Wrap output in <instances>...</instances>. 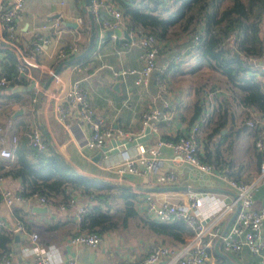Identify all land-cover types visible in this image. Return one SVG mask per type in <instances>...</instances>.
<instances>
[{"label":"crops","instance_id":"1","mask_svg":"<svg viewBox=\"0 0 264 264\" xmlns=\"http://www.w3.org/2000/svg\"><path fill=\"white\" fill-rule=\"evenodd\" d=\"M84 6L87 5L83 0H24L22 11L15 19L16 40L23 43L30 40L35 33L50 34V28L48 26L42 28L41 25L48 24L50 18L53 17H59L65 28L63 39L67 40L75 30L73 29L75 27L74 18L78 15L83 20L79 27V43H81L87 35L86 28L89 30L87 11ZM101 34L98 32L94 45L76 69H73V64L61 65L54 75L51 74L58 64L48 53L53 48L51 44L55 43L52 41L48 44L42 52L36 55L38 66L30 68L29 75L24 77L29 79V82L32 80L36 83V86L32 83L31 92L22 93L19 101L9 98L2 102L3 98L0 97V122L5 119V123L8 119L11 122L10 131L17 132L18 138L22 135L26 136L27 127L37 125L47 145L46 151L51 149L57 152L66 163L83 176L114 184L122 183L123 187L136 193L148 192L157 199L166 197L175 200L179 192L192 188L216 192L225 201L231 200L234 191L228 186L224 177L236 176L248 181L255 176L257 171L258 153L253 148V136L248 129L241 132L234 141L231 155H229L233 165L224 164L216 167L211 165L210 172L200 171L186 161L173 158L169 147L160 148L163 158L160 170H171L175 174L174 181L161 183L152 173H128L118 176L113 170L105 168L101 163L100 155L96 156L98 152L96 149L88 148L82 143V134L88 133L85 126H79L70 121V125L65 127L63 123L55 119L52 110L54 105L52 95L78 80L87 89L90 105L95 116L101 120L103 127L113 131L120 128L134 132L138 128L141 110L148 105L157 92L155 76L161 74L159 69L163 66H166L162 76L168 92L165 93V98L169 104L174 105L173 119L169 123H151L145 135L135 138L136 142L144 146L152 143L156 137L173 138L185 134L191 123L195 122L202 113H205V119L212 106L215 105L216 96L212 93L208 94V91L212 84L224 87L221 74L206 64L200 63L192 55L193 50H189L182 59L171 62L172 55L188 45L187 37L175 40L172 46H165V49L157 54L156 67L146 83L135 84L136 73L128 72V70L141 67V48L136 43H130L127 46L121 44V39L127 37L126 31L124 35L121 30L117 38L109 34ZM261 34L264 36V27ZM233 36L234 33L231 34V38ZM2 54L0 50V57ZM119 70H125V72L114 74L113 71ZM50 76L51 79L37 102V94L44 81ZM22 87L25 86L15 84L12 90H29ZM222 87V92L219 93L228 96L229 92L226 93ZM32 96H35L33 102L31 101ZM154 99L155 103L160 105L158 98L154 97ZM236 110L240 113L244 111V108L240 105ZM233 123L232 127L235 128L238 120H234ZM42 129L47 137L42 133ZM200 129L195 133L194 139L198 154L203 155L207 150L211 152L215 139L211 138L207 143L199 140L197 143L196 136H201ZM224 131L225 129H221V132ZM125 138V136L110 137L106 140V145L115 146ZM221 155L226 156L223 150ZM4 187L15 190L19 188V182L17 179L1 177L0 188ZM76 198L82 200L78 195ZM37 205L45 207V210L33 211V207ZM253 205L255 207L264 205V179L259 182L253 193ZM233 210L221 217L222 228ZM0 218L4 221L0 227L11 231V241L7 249L11 251L9 264H32L30 257L24 252L29 241L28 233L31 231L37 233L38 243L54 247L52 255L54 264H61L69 258H74L80 264H121L125 260L140 259L153 244H167L178 248L189 239V236L184 237L182 242H178L165 236L162 242L160 236L148 231L145 235L148 236L147 242L142 238L129 240L117 228L102 232L100 242L93 247L69 243L68 236L81 230L74 219V206L67 204L63 209H59L57 203L42 204L36 196L24 197L23 200L13 199L9 206L0 204ZM129 221L131 219L126 225H129ZM17 224L18 228H16ZM260 232L264 235V218ZM213 243L210 258L205 264H215ZM218 248L221 252L224 251L219 244ZM225 252L223 253L233 264H259L258 256L250 253L246 247H241L238 251ZM148 264L176 263L163 257Z\"/></svg>","mask_w":264,"mask_h":264},{"label":"built area","instance_id":"2","mask_svg":"<svg viewBox=\"0 0 264 264\" xmlns=\"http://www.w3.org/2000/svg\"><path fill=\"white\" fill-rule=\"evenodd\" d=\"M24 0H0V41L5 48L10 50L15 58V69L12 75L13 80L18 81L21 77L29 75L32 67L38 66L36 55L52 41V50L48 53L53 59H66L73 57L79 50V27L83 20L81 16L74 18L75 27L71 36L65 40L63 28L59 17L50 18L48 26L50 34L35 33L33 37L23 43L15 40V19L20 15ZM61 3V1H60ZM86 11L92 13L93 20L98 24V32L101 34L106 30L119 29L126 31L127 37L121 39V44L127 46L136 43L141 48L142 65L139 69H130L128 72H135V84L146 83L149 75L156 67L157 54L165 49V46H172L175 40L156 39L148 32H138L134 29H125L126 16L113 4L111 0H89V4L84 6ZM78 26V28H77ZM77 28V29H76ZM79 31V32H78ZM6 33V36L3 35ZM115 37L111 31L109 33ZM117 38V36H116ZM197 35L194 34L192 40L186 47L172 55V61L182 59L195 44ZM251 67L257 70V77L264 83V60L261 57H251L242 55ZM78 64H73L76 69ZM166 66L159 69L160 75L155 76L157 92L144 107L139 115L138 128L136 131H127L120 128L115 131L105 128L101 120L95 116L90 105L87 89L79 83L73 81L69 87L61 89L52 95L53 113L55 119L63 123L65 127L72 123L83 125L88 133L82 134V143L99 152L101 163L107 169L113 170L118 176L123 174H155L156 180L172 182L175 174L171 170H160L162 167V157L160 148L169 147L172 150L173 158L186 161L194 165L200 171H211L208 163L202 162L197 156V146L195 143V133L201 128L204 114L191 123L185 134L168 138L156 137L147 145H141L135 138L145 135L146 129L151 123H169L174 116V105L169 104L165 98L167 89L162 73ZM52 71H50L51 73ZM114 74L124 73L125 70L113 71ZM261 73V74H260ZM11 77L0 73V86L8 87ZM36 86V83H33ZM210 93H218L221 86L210 85ZM154 97L160 101V105L155 103ZM35 96L31 97V101ZM246 124L253 129L252 145L258 153L257 171L255 176L248 180H239L231 177L225 178L228 186L233 189L234 196L231 200L225 201L223 197L209 190L185 189L179 192L175 200L166 197L157 199L148 192L138 193L136 208L148 219L159 223L181 222L192 234L180 247L175 248L167 244H153L149 246L145 255L136 260H125L121 264H148L159 258L166 257L176 264H205L211 255L213 240L219 239L218 244L224 251H238L241 247H246L248 251L258 256L259 264H264V235L260 232L262 219L264 218V205L255 207L253 205V193L257 189L260 181L264 179V118H249ZM11 122L7 119L0 125V159L11 158L13 149L17 141V132L12 133ZM27 145L37 152H44L47 145L44 142L37 125L27 127L25 131ZM125 136L124 141H120L115 146H107L106 140L110 137ZM1 179V178H0ZM36 199L47 204L51 200L43 195L33 194ZM71 195L66 201L57 204L59 209L65 205L74 206V219L77 223L81 215L86 211L88 201H81ZM24 197L10 188H0V204L9 206L13 199L23 200ZM237 206L235 214L226 229L222 232L221 217L233 210ZM4 221L0 218V226ZM19 225H16L18 228ZM206 237V239H204ZM28 244L24 252L30 257L32 264H54L52 261V245L44 246L38 243V235L35 231L28 233ZM68 242L73 244H83L95 246L101 240V235L94 231H77L68 236ZM11 251L0 252V264H9ZM61 264H80L74 258L66 259Z\"/></svg>","mask_w":264,"mask_h":264},{"label":"trees","instance_id":"3","mask_svg":"<svg viewBox=\"0 0 264 264\" xmlns=\"http://www.w3.org/2000/svg\"><path fill=\"white\" fill-rule=\"evenodd\" d=\"M111 1L126 16V30L148 32L162 40L187 37L189 43L193 35H197L191 48L192 55L221 74L224 87L220 86L226 93L229 92L228 96L213 93L216 96L215 105L202 121L201 136H196V142L202 140L207 143L211 138L215 142L211 152L207 150L203 155L197 152V156L213 167L224 164L232 166L229 155L234 141L246 129L253 136V129L246 121L253 117L264 118V83L257 77V70L242 57H261L264 60V36L261 34L264 27V0ZM93 23L92 46L98 35V24L95 20ZM86 33L85 39L79 44L78 53L86 45L88 28ZM232 33L234 36L231 38ZM3 35L6 36V33ZM0 46L3 53L0 57V73L11 77V83L5 90V87L0 86V97L3 98L2 102L9 98L19 101L22 93H30L31 90L14 91L12 88L15 84L26 86L29 79L21 77L16 82L13 80L14 55L4 47L2 41ZM91 48L67 64H81ZM62 60H56V64ZM240 105L244 111L238 113L236 108ZM234 120H238L235 128L232 127ZM221 129L225 131L221 132ZM222 150L227 157H222ZM1 177L17 179L19 188L15 191L22 197L43 195L58 204L77 194L81 201H88L90 204L78 222L80 231L101 234L106 230L124 228L129 219L135 218L153 235L160 236V241L167 236L182 242L184 237L192 234L191 229L181 222L159 223L148 219L136 208L138 193L109 181L83 176L57 152L51 149L37 152L30 148L27 137L23 135L17 138L12 157L0 159ZM228 177L239 179L236 176ZM10 241L11 231L0 227V252L8 249ZM213 257L215 264H229L214 253Z\"/></svg>","mask_w":264,"mask_h":264},{"label":"water","instance_id":"4","mask_svg":"<svg viewBox=\"0 0 264 264\" xmlns=\"http://www.w3.org/2000/svg\"><path fill=\"white\" fill-rule=\"evenodd\" d=\"M83 1H84V4H85V5H88V4H89V0H83ZM87 17H88V21H89V34H88V36H87L86 45H85L84 48H83L79 53H77L75 56H73V57H69V58H66V59L60 61V62L58 63V65L56 66V68L53 70V73H52L51 75H54V74L58 71L59 67H60L62 64H67V63L71 62L73 59L82 56L84 53H86V52L91 48L92 43H93V38H94V23H93V16H92V13H90L89 11H87ZM111 31H112L114 34H116V36L120 33L119 29H113V30H106V31H104L101 35H107V34H109ZM123 33H124V35H125V32H123ZM50 79H51V76L48 77V78L44 81V83H43V85H42V87H41V90H40V91L38 92V94H37V102L40 100V98H41V96H42V92H43V90L46 88V86H47V84H48V82H49ZM32 83H33V81L31 80V81L29 82L28 85H26L25 87H22V88H23V89H24V88H25V89H30V88L32 87ZM19 88H20V87H19ZM42 133L47 137V135H46L44 129H42ZM96 156H99V152L96 153ZM116 184H118V185H120V186H123V185H124V184H122V183H116ZM236 209H237V206L234 207V210H233L231 216L229 217V219L227 220V222H226L225 225L223 226V228H222V232L226 229L227 225L229 224V222H230L231 219L233 218ZM44 210H45V207H42V206H39V205L33 207V211H37V212H39V211H44ZM218 241H219V239H216V240L214 241V243H213V248H212V249H213V252H214L215 254H217V255L223 257V258H224L229 264H233L231 261H229V259H228V257L226 256V254H224L223 252H221V251L219 250V248H218Z\"/></svg>","mask_w":264,"mask_h":264},{"label":"rangeland","instance_id":"5","mask_svg":"<svg viewBox=\"0 0 264 264\" xmlns=\"http://www.w3.org/2000/svg\"><path fill=\"white\" fill-rule=\"evenodd\" d=\"M4 120L0 122V125L4 123ZM129 222H130L129 225H126L124 229L119 228L118 229L119 232L122 231L120 233L126 236V238L129 240H132V239L137 240L138 238H142L144 239L145 242H147L148 236H145V235L147 234L148 229L145 226L140 225L138 219L133 218Z\"/></svg>","mask_w":264,"mask_h":264}]
</instances>
